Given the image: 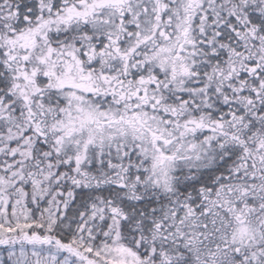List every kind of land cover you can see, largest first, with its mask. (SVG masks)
Here are the masks:
<instances>
[{"label": "snow or ice", "instance_id": "6c2138e0", "mask_svg": "<svg viewBox=\"0 0 264 264\" xmlns=\"http://www.w3.org/2000/svg\"><path fill=\"white\" fill-rule=\"evenodd\" d=\"M0 264H264V0H0Z\"/></svg>", "mask_w": 264, "mask_h": 264}]
</instances>
